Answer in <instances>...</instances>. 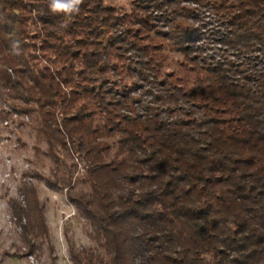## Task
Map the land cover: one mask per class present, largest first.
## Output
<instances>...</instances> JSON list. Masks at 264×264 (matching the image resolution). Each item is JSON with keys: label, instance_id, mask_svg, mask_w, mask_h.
Segmentation results:
<instances>
[{"label": "trees", "instance_id": "obj_1", "mask_svg": "<svg viewBox=\"0 0 264 264\" xmlns=\"http://www.w3.org/2000/svg\"><path fill=\"white\" fill-rule=\"evenodd\" d=\"M113 1L65 18L48 0H0L3 95L55 162L83 163L87 189L46 181L106 256L72 258L264 264V0ZM42 207L29 188L45 233Z\"/></svg>", "mask_w": 264, "mask_h": 264}, {"label": "rangeland", "instance_id": "obj_2", "mask_svg": "<svg viewBox=\"0 0 264 264\" xmlns=\"http://www.w3.org/2000/svg\"><path fill=\"white\" fill-rule=\"evenodd\" d=\"M113 5L126 11L130 0H114ZM24 106L6 99L0 88V264H97L72 258L73 251L106 256L90 236V222L68 202L66 189L46 183L53 173L71 175L75 188L87 189L80 181L83 163L70 153H59L55 162ZM29 188L43 206L45 233L29 219Z\"/></svg>", "mask_w": 264, "mask_h": 264}, {"label": "clouds", "instance_id": "obj_3", "mask_svg": "<svg viewBox=\"0 0 264 264\" xmlns=\"http://www.w3.org/2000/svg\"><path fill=\"white\" fill-rule=\"evenodd\" d=\"M84 0H48V7L51 13L63 15L65 18H71L78 15L81 11V5ZM13 54H20L19 42L12 44Z\"/></svg>", "mask_w": 264, "mask_h": 264}]
</instances>
